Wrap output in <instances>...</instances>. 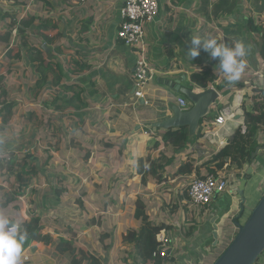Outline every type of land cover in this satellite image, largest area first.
Segmentation results:
<instances>
[{
	"label": "crops",
	"instance_id": "obj_1",
	"mask_svg": "<svg viewBox=\"0 0 264 264\" xmlns=\"http://www.w3.org/2000/svg\"><path fill=\"white\" fill-rule=\"evenodd\" d=\"M47 1L60 8L52 14L39 2L32 6V15L50 19L41 30L49 39L35 37L34 26L27 34L43 44L41 71L28 61L25 64L26 100L32 102L25 117L41 119L37 129L31 121L26 130L31 141L41 135L42 151L23 161L14 157L11 171L0 169V214L20 225L39 217L51 241L25 242L20 260L72 264V256L82 248L102 264H142L136 237L145 219L165 230L170 239V259L164 264H198L202 259L197 256L210 257L215 244L214 218L224 242L237 233L230 222L240 211L239 188L244 187L247 201L255 192L263 196L259 189L264 180V151L242 169L228 160L218 170L213 158L234 139L240 126L246 130L242 108L258 113L264 101L254 97L257 91L264 92V60L260 57L264 0H158L159 16L146 28L152 74L144 100L134 95L139 53L117 39L124 0ZM56 22L58 28L53 31ZM192 33L216 36L229 46L242 40L248 54L240 79L229 83L218 66L219 59L203 50L194 59L188 57ZM205 70L218 73L219 79L209 88L216 89L220 99L201 121L200 137L196 138L197 130L183 149L172 150L156 136L164 130L152 126L171 116L160 114V109H183L180 98L187 100L190 109L186 96L176 89L205 91L191 81L193 74ZM35 103L41 104L40 113L35 112ZM220 116L230 120L217 125L215 119ZM12 142L0 141V154L12 152L18 141ZM257 143L264 144V130ZM160 153L169 160L161 182L157 176L137 172L140 160L158 158ZM17 162L25 174L37 170L25 176L26 186L15 196L21 183ZM219 171H226L236 192L215 197L207 208L193 207L186 194L189 184ZM256 264H264V256Z\"/></svg>",
	"mask_w": 264,
	"mask_h": 264
},
{
	"label": "trees",
	"instance_id": "obj_2",
	"mask_svg": "<svg viewBox=\"0 0 264 264\" xmlns=\"http://www.w3.org/2000/svg\"><path fill=\"white\" fill-rule=\"evenodd\" d=\"M16 3H22L23 0H11ZM42 2V3H41ZM43 7L46 9L47 12H54L57 6L56 3L52 5L47 0H40ZM53 7V8H52ZM22 10V8H20ZM18 12V11H17ZM9 15V12H0V18L2 15ZM17 14V13H16ZM49 18L45 20L42 19V16H33L31 15H23L19 18V21L15 20L13 23L9 25V31L4 35V39L2 42L5 43V48H9V42L12 33H18L19 39L21 40L20 45L18 47V52L15 57L18 59L19 62H29L34 64L35 66L41 67L42 60H43V46H40L41 49H37L40 42L33 40L32 38L27 37L29 29L34 26V34L35 37H43L46 40L49 39L48 36H43L41 33L42 29L46 28L45 22H49ZM38 22L36 25L35 23ZM58 28V22L52 26V30L55 31ZM37 37V39H39ZM33 40V41H31ZM2 44V43H1ZM43 45V44H40ZM11 51V49H9ZM8 50V52H9ZM35 57V58H34ZM260 57L264 60V45L260 49ZM217 62V61H216ZM21 65V64H19ZM24 72V71H23ZM4 78L1 77L0 80L2 81ZM219 79L218 73L212 70H205L202 72L195 73L191 76V81L200 89L206 90L211 87L217 80ZM257 94L254 96L256 99L262 98L264 100V92L260 93V91L256 92ZM57 103V102H55ZM71 104V103H70ZM69 104V105H70ZM15 102H10L8 99V92L5 88L0 86V107L2 108L3 114H0V119L3 125H7L10 123L13 115V109L15 107ZM58 108V107H57ZM242 122L243 126H245L246 130L243 132L242 126H240L235 134L234 139L226 146H224L221 151L213 158V162H218L217 169L222 170L224 165L229 160L232 166H237L238 168L242 169L244 165H251L253 164L254 160H252V154L256 150L258 146L257 143V136L264 130V101L261 102V108L256 112H248L245 109V106L242 108ZM199 128L196 138L200 137V130ZM158 132L160 130H157ZM157 137H162L164 144L168 146L170 149L179 151L183 149L189 143V130L188 128H181L177 130H168L164 131L162 135L156 134ZM159 146V144H156ZM4 157V156H3ZM0 157V169H7V171H11V167L9 166L12 161L6 155V158ZM33 156H27V159H31ZM7 159V160H6ZM4 162L3 167L1 166V162ZM165 161V165L161 164ZM10 162V163H8ZM145 162V163H144ZM160 163V164H159ZM169 163V160L165 157L164 153H160V156L155 159H144L140 160L138 163V173L142 174L144 177L150 176H157L159 177L158 182L163 180V176L168 171L169 166H166ZM8 164V166H7ZM5 165V166H4ZM24 169V167H23ZM20 169L17 173L19 180L21 181L20 184L17 185L16 190L14 191V195H18L23 192L24 187L26 186V181L23 180L22 171ZM31 174L35 173V170L30 172ZM29 173V174H30ZM206 177V176H205ZM203 177V178H205ZM248 177V176H247ZM201 178V179H203ZM139 209L143 210V207L138 205ZM22 230H26L28 233V237L26 239V243H44L49 244L50 237L45 235L42 220L39 217H31L24 221L21 224ZM159 229L153 227L151 224L148 223L147 219L143 220V224L139 231L137 232L136 237V252L139 258V261L142 264H164L166 260H169L170 257L162 258L160 256H154L159 248V243L156 240V236L159 233ZM230 240L228 239L224 247L218 249V254H214V258L211 259L209 264H213L216 259L222 254V252L229 246ZM223 245V244H222ZM217 250V249H214ZM64 253L67 250H61ZM72 264H102L99 259L95 258L94 256L88 254L85 249H79L73 256ZM205 264V263H204Z\"/></svg>",
	"mask_w": 264,
	"mask_h": 264
},
{
	"label": "rangeland",
	"instance_id": "obj_3",
	"mask_svg": "<svg viewBox=\"0 0 264 264\" xmlns=\"http://www.w3.org/2000/svg\"><path fill=\"white\" fill-rule=\"evenodd\" d=\"M34 2H37V4H34ZM40 0H23L22 3H16L11 0H0V12L3 13L4 10H7L8 12L10 11V14L5 16L4 14L2 15V18H0V78L3 77L4 79L1 81L0 80V86L2 88H5L6 91L8 92V99L10 102H15V107L13 109V115L14 117L8 123L7 125H3L0 119V141L2 142H7L13 144L12 140L17 139V145L13 147V151L10 153L6 154H0V157L6 158V155L11 158V161H13V158L16 157L17 161H23L24 158L27 156L32 155L34 158L36 156H39L41 154V135L37 138H34V140L31 141V136L27 132L26 129H28L29 125H31V121L34 123V128L37 129V126L40 125L41 119L40 116L39 118H32V119H27L25 117L26 112H29L31 110V103L27 100L28 98L26 96L28 92V89L26 88V83L28 80V76L25 75V64L27 62H19L18 59L15 57V55L18 52V47L20 45L21 40L19 39V34L18 33H12L10 39L8 40L9 42V48H5V43L2 42V39H4V35L9 31V25L10 23H13L15 20L19 21V18L25 14V10L29 8V11H26V14L31 15L32 11V6L38 5ZM15 8H19L18 12H14ZM22 8V10L20 9ZM38 8V7H37ZM56 8H60L59 5L57 4ZM56 11V10H55ZM54 11V12H55ZM54 12L52 14H54ZM17 13V14H16ZM59 13V12H58ZM28 15V16H29ZM29 38H32L29 36ZM33 41V40H31ZM2 43V44H1ZM41 44V43H40ZM37 48L41 49V45ZM12 50L10 51L9 49ZM9 50V52H8ZM21 64V65H19ZM24 71V72H23ZM40 67H39V72H40ZM12 77V79H11ZM34 98L37 99V95H33ZM58 103V102H57ZM56 104V103H55ZM34 109L36 110L35 112L40 113L41 109L40 106L41 104L35 103L34 104ZM3 114L4 112L2 111V108L0 107V114ZM17 115V118L15 117ZM5 126V127H3ZM4 130L5 133H2ZM40 133V131H39ZM6 134V135H5ZM27 136V137H26ZM6 137V141L2 140ZM27 140V142H26ZM32 158V157H31ZM7 160V159H6ZM10 163V162H8ZM18 169L17 173L19 172L20 165L22 167V163H18ZM38 165V164H37ZM8 166V164H7ZM39 168V165H38ZM23 169V168H22ZM27 169H31L30 164L28 165ZM40 169V168H39ZM22 176L23 180L25 179V176L30 175V174H25V168L23 169ZM36 171L37 168H34ZM16 173V174H17ZM18 177V176H17ZM245 181V180H244ZM259 191H262L264 194V180L260 184V189ZM262 194V195H263ZM261 199V195L259 192H255L253 196H251V199L247 201L245 204V212L243 215V218L241 219L242 222H245V220L248 218L250 215L251 211L254 209V206L258 204L259 200ZM238 207V205H237ZM230 224L233 226V224L230 222ZM233 228H235L233 226ZM235 229H232L234 231ZM233 239V238H232ZM225 238L220 236L219 238V243L215 246L213 244V253L208 256H202L199 255L197 256L199 259H202L198 261V264H209L215 253L218 254V249L224 247L227 241H225ZM232 241V240H231ZM230 241V242H231ZM223 244V245H222ZM217 249V250H214ZM196 257V259H197ZM212 257V258H211ZM196 264V263H195Z\"/></svg>",
	"mask_w": 264,
	"mask_h": 264
},
{
	"label": "built area",
	"instance_id": "obj_4",
	"mask_svg": "<svg viewBox=\"0 0 264 264\" xmlns=\"http://www.w3.org/2000/svg\"><path fill=\"white\" fill-rule=\"evenodd\" d=\"M159 13L158 0H124L120 13L121 23L117 32V39L128 47L136 48L139 53L134 70V95L142 100L145 99L144 89L147 87L152 74L147 62L146 28L147 25L157 19ZM178 103L182 108L187 109L188 104L185 99L180 98ZM229 120V116H220L215 119V123L224 126ZM229 191L232 194L236 192L234 186H230L229 175L226 174V171H219L207 175L203 179L193 180L189 184L186 194L193 207L204 209L213 203L215 197L224 195ZM156 240L159 243V248L154 256L170 257V239H168L166 231L160 230ZM262 256H264V253ZM28 260L25 257L23 260H19V264H25Z\"/></svg>",
	"mask_w": 264,
	"mask_h": 264
},
{
	"label": "water",
	"instance_id": "obj_5",
	"mask_svg": "<svg viewBox=\"0 0 264 264\" xmlns=\"http://www.w3.org/2000/svg\"><path fill=\"white\" fill-rule=\"evenodd\" d=\"M18 10L19 8H15L14 12ZM4 12L8 11L4 10ZM176 90L186 96L191 105L190 109L183 110L178 106L160 109V114L166 115L169 112L171 116L154 124L152 128L164 131L188 128L189 136L193 137L201 121L210 114L211 107L219 101L220 95L214 88H208L199 93L180 87ZM262 151H264V144L256 148L252 154V159L255 160L257 155ZM249 171V174H251L252 168ZM245 183L246 179L242 185H245ZM244 190V187H240L238 190L237 198L241 201L239 205L240 211L237 216L231 219V223L236 227L237 233L229 246L213 264H256L264 253V194L245 222H241L247 202V199L244 197ZM215 221L216 218L212 222L216 246L219 241V226L215 225Z\"/></svg>",
	"mask_w": 264,
	"mask_h": 264
},
{
	"label": "clouds",
	"instance_id": "obj_6",
	"mask_svg": "<svg viewBox=\"0 0 264 264\" xmlns=\"http://www.w3.org/2000/svg\"><path fill=\"white\" fill-rule=\"evenodd\" d=\"M201 50L207 52L212 59H219L218 66L229 83L240 79L246 68L245 57L248 54L242 40L234 41L229 46L219 42L216 36L192 33L187 56L194 59L200 55ZM183 110H188V107ZM27 237V231L22 230L18 222L0 214V264H19Z\"/></svg>",
	"mask_w": 264,
	"mask_h": 264
}]
</instances>
